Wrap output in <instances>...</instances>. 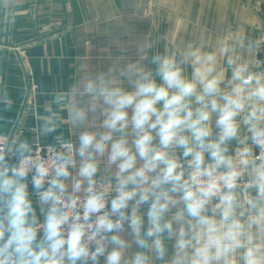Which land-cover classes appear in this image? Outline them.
<instances>
[{
	"label": "clouds",
	"instance_id": "1",
	"mask_svg": "<svg viewBox=\"0 0 264 264\" xmlns=\"http://www.w3.org/2000/svg\"><path fill=\"white\" fill-rule=\"evenodd\" d=\"M143 15L151 32L124 33L134 57L117 39L98 49L108 66L37 85L31 141L0 124V264H264V23L209 27L172 0Z\"/></svg>",
	"mask_w": 264,
	"mask_h": 264
},
{
	"label": "crops",
	"instance_id": "2",
	"mask_svg": "<svg viewBox=\"0 0 264 264\" xmlns=\"http://www.w3.org/2000/svg\"><path fill=\"white\" fill-rule=\"evenodd\" d=\"M172 3L180 16L195 19L202 13V21L209 27L218 18L229 19L235 26L232 14L241 10L263 23L264 0H172ZM137 5H142L139 14L135 11ZM147 6L148 0H0V87L6 88L14 102L11 110L0 106V124L20 120L24 136L31 141V129L37 124L32 111L37 85L42 93L67 87L80 74L79 65L87 57L93 70L108 66L107 54L104 59H96L98 49L108 46L113 56L118 55L117 39L134 57V49L128 48V36L124 33L144 38L152 31V18L143 15ZM9 8L15 21L11 25L4 23ZM169 28L171 25L166 21L160 24L161 33ZM250 35L258 32L253 30ZM187 38L190 37L186 34ZM85 41L91 45L86 46ZM157 50L162 53L163 45ZM30 88L32 94L26 104L24 97ZM36 98L38 111L44 114L43 105L50 97L41 94ZM60 131L68 135L67 128L58 130L45 137L42 144L54 143L53 137ZM29 192L35 199L30 186Z\"/></svg>",
	"mask_w": 264,
	"mask_h": 264
},
{
	"label": "built area",
	"instance_id": "3",
	"mask_svg": "<svg viewBox=\"0 0 264 264\" xmlns=\"http://www.w3.org/2000/svg\"><path fill=\"white\" fill-rule=\"evenodd\" d=\"M262 19H263V23H264V10L262 11ZM258 58L264 59V53H261ZM256 151L258 153V149ZM29 186L31 187V184H29Z\"/></svg>",
	"mask_w": 264,
	"mask_h": 264
},
{
	"label": "rangeland",
	"instance_id": "4",
	"mask_svg": "<svg viewBox=\"0 0 264 264\" xmlns=\"http://www.w3.org/2000/svg\"><path fill=\"white\" fill-rule=\"evenodd\" d=\"M177 12V11H176Z\"/></svg>",
	"mask_w": 264,
	"mask_h": 264
}]
</instances>
